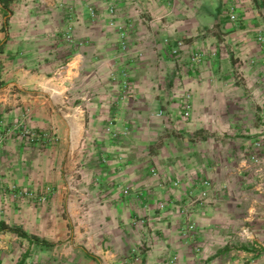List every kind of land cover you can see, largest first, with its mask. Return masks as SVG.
<instances>
[{
  "label": "crops",
  "instance_id": "0c3cea01",
  "mask_svg": "<svg viewBox=\"0 0 264 264\" xmlns=\"http://www.w3.org/2000/svg\"><path fill=\"white\" fill-rule=\"evenodd\" d=\"M229 4L12 0L10 13L0 6V117L55 135L42 148L18 137L6 139L0 145V180L30 185L42 174V186L56 188L59 198L42 207V237L56 242L69 222L73 230L61 254L66 248L82 251L95 264H194L177 236L180 222L155 209L170 194L158 188L159 177L181 178L187 172L218 178L211 166L223 160H218L220 144L230 162L229 149L248 146L260 130L259 112L248 96L264 100V0H235V22L229 20ZM69 18L71 43L63 37ZM121 28L125 51L118 40ZM177 40L185 46L172 58ZM196 53L201 54L197 64L192 62ZM121 70L131 90L125 108ZM186 95L188 116L183 117ZM127 116L129 137L109 139L105 131L111 120L119 117L121 126ZM237 129L245 137H218ZM153 167L159 177L150 175ZM74 172L89 190V210L83 216L76 204H65L63 220L52 213L62 207L57 202L63 176ZM124 188L131 191L128 196H121ZM143 217L147 226L137 221ZM2 238L1 258L9 243ZM143 242L151 245L146 255L139 248Z\"/></svg>",
  "mask_w": 264,
  "mask_h": 264
},
{
  "label": "rangeland",
  "instance_id": "374dc122",
  "mask_svg": "<svg viewBox=\"0 0 264 264\" xmlns=\"http://www.w3.org/2000/svg\"><path fill=\"white\" fill-rule=\"evenodd\" d=\"M128 83L127 95L131 91L129 80ZM185 97L186 104L181 114L183 117L188 116L189 107L187 104L189 96ZM248 98L254 105L255 111L259 112L256 114L255 124L260 130L253 134L256 136L248 146L230 147L229 153L232 157L230 162L224 161L226 147L220 144L222 158L218 160H223L213 163L211 170L217 172L218 178H223L192 177L186 172L181 178L168 179L161 177L156 167L150 169V175L160 176L158 188L170 193L167 199L157 201L155 209L157 213H170L172 220L175 218L180 222L177 236L187 245L194 264H264V100L258 101L253 94ZM127 102L126 100L123 108L127 106ZM157 116L163 117L164 114L158 111ZM112 121L115 122L112 127L115 132L105 131L109 139L129 137L128 116L127 119H123L121 126L117 125L120 123L119 117ZM24 130L46 133L49 140L31 143L22 136ZM244 133L242 129H237L223 132L218 137L242 138L245 137ZM14 137L24 140L32 147L42 148L50 145L55 135L27 129L20 121L9 124L0 117V145H3L6 139ZM162 137H165L164 133ZM237 152L239 153L236 154ZM80 167V163L76 164L75 170L79 171ZM38 178L36 183L30 185L0 180V218L3 217L5 220L12 218L14 222H9L7 225L18 226L28 234L45 239L42 237V207L54 204L59 197L54 196L57 192L55 187L42 186V174ZM63 178L61 202H57L62 207L58 212L52 213L53 216L55 214L66 220L65 204L69 203L76 204L80 215L86 216L90 197L81 173L74 172L73 175ZM125 190L127 194L124 193ZM130 192L129 188L120 189L121 196H128ZM211 218L215 220L213 223L204 222L205 219ZM139 220L144 221L143 226H147L148 221L146 222L144 217L137 219ZM189 226L192 227L191 230ZM72 230L70 223L65 222L60 237L54 243L48 242L49 246L31 243L14 233L0 232V242L5 241L2 237H6L5 239L9 241L7 256L2 258L0 256V264H16L22 258L23 264H95L96 262L82 251L77 253L67 250L66 252ZM157 236L159 237V234ZM61 244L67 245L62 254ZM139 248L145 254L151 249V245L143 242ZM167 262L170 264L171 260Z\"/></svg>",
  "mask_w": 264,
  "mask_h": 264
},
{
  "label": "built area",
  "instance_id": "2783aa9c",
  "mask_svg": "<svg viewBox=\"0 0 264 264\" xmlns=\"http://www.w3.org/2000/svg\"><path fill=\"white\" fill-rule=\"evenodd\" d=\"M230 2L228 9H227V13H228V17L230 19V21L235 22L236 18H237V10H236V5H235V0H228ZM90 12V16L94 17V12L92 9H89ZM110 13H113V10L110 9L109 10ZM72 20L69 18L68 23L66 25L65 28V33H64V40L68 43H71L72 41V36H73V29H72V25H71ZM118 40H119V44L121 47L122 51H125L127 48L126 45V32L125 29H120L119 33H118ZM258 41H262V37H258ZM165 43H169V39H166L164 41ZM184 41L183 40H177L175 41V45L174 48L171 49L170 53H171V57L172 58H178L180 55L181 50L184 47ZM201 60V55L196 53L193 55L192 57V62L197 64L199 63ZM120 76H121V81L119 83V91L121 93V100L123 102H125L126 100H128V90H129V83H128V76H127V72L125 70H121L120 71ZM115 122L112 121L110 123V127L107 129L108 132H115L114 129H112L113 124ZM23 137L25 139H27L29 142L31 143H40V142H44L49 140V136L46 133H37V132H32V131H28V130H24L22 133ZM115 135V133H114ZM125 194H127V190L124 191ZM189 229L191 230L192 227L189 226Z\"/></svg>",
  "mask_w": 264,
  "mask_h": 264
},
{
  "label": "trees",
  "instance_id": "16d2710c",
  "mask_svg": "<svg viewBox=\"0 0 264 264\" xmlns=\"http://www.w3.org/2000/svg\"><path fill=\"white\" fill-rule=\"evenodd\" d=\"M11 1L12 0H0V6L6 13H10L9 5H10ZM0 232H2V233H6V232L14 233L21 238L27 239L31 243H36V244H39L42 246H49L50 245V243H48V241H46L45 239H40L35 235H31V234L24 232L18 226H9L4 222H0ZM90 258L96 260L93 257H90ZM17 264H23V258L20 261H18Z\"/></svg>",
  "mask_w": 264,
  "mask_h": 264
}]
</instances>
